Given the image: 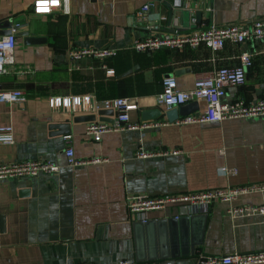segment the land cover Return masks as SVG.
Here are the masks:
<instances>
[{"label":"crops","instance_id":"1","mask_svg":"<svg viewBox=\"0 0 264 264\" xmlns=\"http://www.w3.org/2000/svg\"><path fill=\"white\" fill-rule=\"evenodd\" d=\"M175 1L70 0L69 12H45L36 0H0V33L20 24L13 63L0 73V88L23 90L19 101L0 100V124H11L14 136L10 143L0 142V160L44 158L60 166L56 173L0 179V264H194L199 254L264 249V215L227 210L230 204H264V190L241 193L230 202L214 200L206 213L190 212L184 204L150 209L145 222L127 208L128 194L264 182V116L178 122L200 113L204 100L166 107L159 98L164 76H174L179 89H189L198 75L239 63L243 51L251 54L245 81L227 86L223 98L247 103L264 98V38L227 40L217 50L205 44L151 52L130 47L136 38L174 27L264 18V0ZM145 2L153 5L137 23L135 12ZM171 9L176 13L169 23ZM196 9L202 11L199 21ZM24 30L27 37L19 34ZM73 47L117 52L76 61L68 56ZM87 94L100 105L105 98L127 97L131 123H164L145 128L142 136L140 129L126 127L104 131L96 140L85 132L88 122L114 115L84 104L81 109L49 104L52 96ZM147 110L159 113L144 118ZM90 113L95 119H73ZM65 121L69 129L64 133L51 125ZM65 133L71 134L68 140ZM67 145L88 161L69 164ZM140 145L151 153L137 155ZM171 148L179 152L155 151ZM220 165L236 172H221ZM184 212L187 218H177Z\"/></svg>","mask_w":264,"mask_h":264},{"label":"built area","instance_id":"2","mask_svg":"<svg viewBox=\"0 0 264 264\" xmlns=\"http://www.w3.org/2000/svg\"><path fill=\"white\" fill-rule=\"evenodd\" d=\"M41 2L45 12L54 10L70 11V0H36ZM175 3L179 4L180 0ZM153 2H145L135 12L136 22H141L147 18V11ZM152 28L157 29L159 25L153 23ZM253 38H264V18L252 19L249 22L235 21L228 23H208L191 29H178L162 32H153L141 38H136L130 47L137 51L151 52L159 48L180 49L184 46H197L205 44L213 50L222 48L225 42H243ZM16 44V27L11 26L9 32L0 33V73L10 71L13 63V51ZM117 52V48L110 47H73L68 50V56L72 60H80L85 56L106 59ZM240 62L233 65H220L212 70L198 75L193 86L189 89H179L176 79L172 75L162 78V90L159 93L161 102L166 107L178 106L190 100H204V105L200 113L185 115L178 122L221 120L227 117H251L264 116V98H259L254 102H245L243 99L232 101L224 100L223 96L227 86L231 84H242L246 78L245 67L251 64V54L243 51L239 55ZM105 65V64H103ZM25 69L31 70L29 66ZM107 72H113L112 68H107ZM23 98V90L19 87L0 88V100L5 102L19 101ZM100 105L90 94L74 96H52L49 98L51 107L61 106L65 108L81 109L83 104L91 111H96L100 106L112 108L116 115L112 121H90L86 125L85 132L94 134V139L98 140L100 134L108 130L123 129L133 127L140 129L141 136L144 129L154 127L161 121L130 122L129 102L125 96L105 98ZM70 133H65L63 137L68 140ZM14 140L13 127L11 124H0V142L10 143ZM159 153L179 152L178 148L158 149ZM154 151V152H155ZM147 152L140 145L136 151L139 156H146ZM65 155L69 164H81L87 159L78 158L74 155L71 145L65 147ZM59 164L44 158H23L13 161L0 160V179L6 177H16L22 175H37L39 173L51 174L59 170ZM224 173L236 172L235 167L220 165L217 168ZM264 190V182H249L239 185H226L201 190L174 192L162 194L134 193L126 197V205L130 212L139 219H147L146 212L150 209L165 208L169 204L185 205L190 212H206L209 205L214 200L232 201L239 194ZM232 215L236 214H263L264 204H230L227 208ZM121 260V263H126ZM264 262V249L240 251L234 250L224 254H199L194 264H249ZM87 264V263H80Z\"/></svg>","mask_w":264,"mask_h":264},{"label":"water","instance_id":"3","mask_svg":"<svg viewBox=\"0 0 264 264\" xmlns=\"http://www.w3.org/2000/svg\"><path fill=\"white\" fill-rule=\"evenodd\" d=\"M201 9H196L195 11H194V15H195V19L197 20V21H199L200 20V16H201ZM175 13H176V11H174L173 9H171L170 11H169V14H168V17H167V20H168V22L169 23H171L172 21H174V18H175ZM18 25H20V24H15V27H18ZM175 29V27L174 28H172L171 30H174ZM9 30H10V28H8L7 30H6V32H9ZM3 33H5V32H3ZM19 34H25L26 35V37H27V34H28V32L26 31V30H24V31H22V32H20ZM30 39H31V41H38V39H39V37H35V38H31L30 37ZM132 70V68H130V69H128V70H126L125 72H123V73H128V72H130ZM183 106V105H182ZM98 111V113L99 114H101V115H103V114H109V115H116V111L114 110V109H112V108H102V109H98L97 110ZM157 112L155 113V110H152V111H145L144 112V114H143V117L144 118H150V117H153V116H155V114H158L159 113V111L158 110H156ZM170 111L171 110H169L167 113H168V115L170 114ZM95 117H96V115H95V113H90V114H85V115H76V116H74L73 117V119H91V120H93V119H95ZM100 119H102V120H108V121H112L113 120V118H111V117H107V116H101L100 117ZM69 123L68 122H59V123H53V124H51L53 127H55L57 130L56 131H58V133H60V132H63L64 133V131H68V129H69V125H68ZM187 212H184L183 213V215H181V216H177V218L178 217H183V216H186V218H187V214H186ZM201 213H206V212H201ZM189 216V215H188ZM146 221V220H145ZM144 221V222H145Z\"/></svg>","mask_w":264,"mask_h":264}]
</instances>
